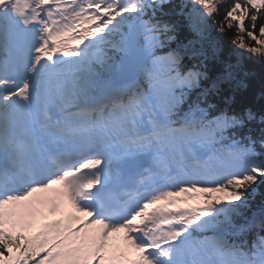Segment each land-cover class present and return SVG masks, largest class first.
Returning a JSON list of instances; mask_svg holds the SVG:
<instances>
[{
    "label": "snow or ice",
    "instance_id": "obj_1",
    "mask_svg": "<svg viewBox=\"0 0 264 264\" xmlns=\"http://www.w3.org/2000/svg\"><path fill=\"white\" fill-rule=\"evenodd\" d=\"M264 0H0V264H264Z\"/></svg>",
    "mask_w": 264,
    "mask_h": 264
},
{
    "label": "trees",
    "instance_id": "obj_2",
    "mask_svg": "<svg viewBox=\"0 0 264 264\" xmlns=\"http://www.w3.org/2000/svg\"><path fill=\"white\" fill-rule=\"evenodd\" d=\"M249 68L252 72V87L257 96L264 89V66L259 63H250Z\"/></svg>",
    "mask_w": 264,
    "mask_h": 264
}]
</instances>
